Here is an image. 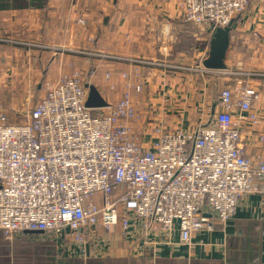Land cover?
Masks as SVG:
<instances>
[{
    "label": "built area",
    "instance_id": "built-area-1",
    "mask_svg": "<svg viewBox=\"0 0 264 264\" xmlns=\"http://www.w3.org/2000/svg\"><path fill=\"white\" fill-rule=\"evenodd\" d=\"M248 4L178 0L183 21L208 25L211 33L227 27ZM85 24L78 18L73 25ZM207 57L184 68L183 85L198 79L211 85V77L224 72L206 70ZM140 72L122 74L120 101L106 108L85 107L92 69L88 80L74 70L46 84L44 97L20 120H10L0 101L5 241L40 233L75 252L88 245V234L118 226L122 238L154 253L161 246L191 245L196 235L225 227L246 197H264L259 93L230 72L235 76L219 88L217 103L193 118L185 120L175 109L148 118L134 104L148 82Z\"/></svg>",
    "mask_w": 264,
    "mask_h": 264
},
{
    "label": "crops",
    "instance_id": "crops-1",
    "mask_svg": "<svg viewBox=\"0 0 264 264\" xmlns=\"http://www.w3.org/2000/svg\"><path fill=\"white\" fill-rule=\"evenodd\" d=\"M78 18L86 24L73 25ZM182 21L178 0H0V101L24 100L27 104L33 95L41 100L44 84L77 68L92 69L89 85L106 103H118L125 83L122 74L138 68L148 82L134 103H140L138 110L148 118L151 113L161 115L163 110L175 109L185 120L191 119L208 103H217L219 88L235 75L259 93L263 113L264 0H249L245 12L234 19L225 70L211 77L212 86L199 79L183 85L184 74L161 72L150 63H179L184 55L195 56L199 43L205 45L200 58L208 56L213 35L208 25L187 24L191 30L183 35ZM87 239L88 245L74 252L45 240L40 233H26L23 242L41 248L46 257L21 263L264 264V197H246L225 227L215 225L213 232L196 235L191 245L175 243L151 253L122 238L118 226L88 234ZM4 248L0 263L14 264L5 254L25 251L26 246Z\"/></svg>",
    "mask_w": 264,
    "mask_h": 264
},
{
    "label": "rangeland",
    "instance_id": "rangeland-1",
    "mask_svg": "<svg viewBox=\"0 0 264 264\" xmlns=\"http://www.w3.org/2000/svg\"><path fill=\"white\" fill-rule=\"evenodd\" d=\"M187 24L188 23L182 21V27H183V31H184L183 35H187L188 34L187 31L191 30V29H189V27H191V26L187 25ZM191 25H193V24H191ZM202 43H204V42H202ZM168 44H170L169 41H168ZM27 46L31 47V44H28ZM204 48H205V45L204 44L202 45L201 43H199L198 49L195 50V53H197L195 56H191L190 57V56L184 55L183 56V60L182 61L180 60V62H179V63H182V66H177L178 65L177 61L178 60H167V61L161 60V62L160 61H154V62H150V63L154 64L155 65L154 67L157 68L161 72L165 71V70L166 71L167 70H174L175 71V69H173V67L176 66V67H181L182 69L181 70L176 69L175 72L184 73V72H186L184 70V68H187L189 66L194 65L198 61V59H200V55L204 54V50H205ZM77 71L79 72L80 77L82 79H84V80L85 79H87V80L89 79L88 70L80 69V71H79L77 69ZM89 80H90V82H93V79H89ZM46 84H52V83L48 82ZM46 84H44V88H42V90L40 92L41 96L42 95L44 96V91H45V85ZM42 86H43V84H42ZM18 95H19V92H18ZM33 97H34V99L32 100V98H30V100L27 101L28 102L27 104L24 103L25 102L24 100L21 101V102L17 101V103H14V102L13 103H2L3 105L5 104L4 105V111L6 112L7 116L10 118V120H12V121L20 120L25 115H27L29 113V111L35 106V104L40 101V98L35 99L36 97L34 95H33ZM16 99L20 100L17 97L13 98V100H16ZM134 104L138 105L140 103H134ZM16 245L26 246L25 251H21V252L13 251V252H11L9 250V248L12 247V250H13ZM5 246L9 247L7 249V250H9V252H7V254H5V256L9 259V261L11 260L12 262H14V264H22L21 262L26 263V262L31 261V260H42V258L46 257L45 256L46 252L43 253L44 250L41 251V248L34 247V244H30L29 241L28 242L27 241L23 242V240H17V241H13L12 243H10L8 241H5L0 236V254H2V256H4L3 255L4 254L3 253L4 250L6 251V248H4ZM39 246H42V245H39ZM38 252H39V254H38ZM2 259H4V257H2Z\"/></svg>",
    "mask_w": 264,
    "mask_h": 264
},
{
    "label": "water",
    "instance_id": "water-1",
    "mask_svg": "<svg viewBox=\"0 0 264 264\" xmlns=\"http://www.w3.org/2000/svg\"><path fill=\"white\" fill-rule=\"evenodd\" d=\"M231 22L227 27L218 28L213 33L209 42L208 57L203 62V67L208 71L222 72L225 70L224 59L230 45ZM87 99L85 107L88 109L106 108L108 105L93 85H86ZM29 233V232H28Z\"/></svg>",
    "mask_w": 264,
    "mask_h": 264
},
{
    "label": "trees",
    "instance_id": "trees-1",
    "mask_svg": "<svg viewBox=\"0 0 264 264\" xmlns=\"http://www.w3.org/2000/svg\"><path fill=\"white\" fill-rule=\"evenodd\" d=\"M1 264V263H0ZM2 264H9L8 262H6V263H2Z\"/></svg>",
    "mask_w": 264,
    "mask_h": 264
}]
</instances>
